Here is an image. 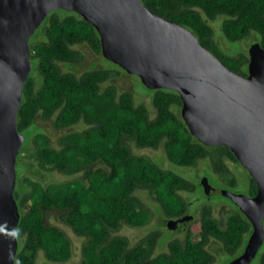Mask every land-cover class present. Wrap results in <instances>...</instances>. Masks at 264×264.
<instances>
[{
	"label": "trees",
	"instance_id": "trees-1",
	"mask_svg": "<svg viewBox=\"0 0 264 264\" xmlns=\"http://www.w3.org/2000/svg\"><path fill=\"white\" fill-rule=\"evenodd\" d=\"M140 2L152 13L187 28L200 46L238 74L246 73L247 54L229 56L221 52L208 22L221 16L220 31L229 42L256 34L255 41L264 51V0ZM38 28L28 40L31 69L21 86L15 128L23 136L38 118L49 122L55 136L42 133L43 145L33 146L37 148L34 161L19 158L21 147L15 158V167L19 161L26 169L18 176L17 190L13 189L18 211L13 264H35L39 251L46 262L64 263L70 259L69 239L48 222L49 216L84 238L80 264H213L215 257L207 250L211 240L230 258L228 262L238 256L251 226L237 208L227 211L222 206L219 214L223 218L219 220L213 217L211 205L202 204L193 222L196 240L191 239L192 231L188 230L183 240L168 241L166 251L161 253H155L160 237L157 230L132 246L126 238L111 235L122 226L139 228L147 223L148 209L133 195L135 190L147 191L163 216L173 219L188 212L180 193L196 189L194 182L161 169L144 156L131 154L128 143L139 149L161 145L167 161L179 167L192 168L207 160L210 171L219 179L229 176V168L238 162L226 146L205 147L189 134L179 116L180 99L175 92L151 91L154 117L150 118L146 107L134 105L128 91L104 85L112 77L109 70L61 72L58 62L81 61L76 46L100 54L95 29L78 15L54 10ZM77 124L83 128L69 130ZM40 164L73 178L39 184L25 176L34 175ZM230 178L227 183L233 187L234 178ZM248 193H255L251 179ZM257 264H264V253Z\"/></svg>",
	"mask_w": 264,
	"mask_h": 264
},
{
	"label": "water",
	"instance_id": "water-1",
	"mask_svg": "<svg viewBox=\"0 0 264 264\" xmlns=\"http://www.w3.org/2000/svg\"><path fill=\"white\" fill-rule=\"evenodd\" d=\"M75 13L95 29L100 55L148 90L180 99L179 116L205 147L226 146L255 184L253 197L199 185L206 196L226 197L250 223L240 255L249 264L264 239V51L247 49L245 75L226 68L184 26L147 10L140 0H0V264H13L18 211L13 198L15 158L23 136L15 119L21 86L31 69L28 40L47 14ZM189 215L170 223L184 225Z\"/></svg>",
	"mask_w": 264,
	"mask_h": 264
},
{
	"label": "rangeland",
	"instance_id": "rangeland-1",
	"mask_svg": "<svg viewBox=\"0 0 264 264\" xmlns=\"http://www.w3.org/2000/svg\"><path fill=\"white\" fill-rule=\"evenodd\" d=\"M221 20L222 17L217 16L213 21L208 22L213 29V39L218 45L220 51L229 56H235L239 53L247 54V49L249 48V46L252 43L256 42L255 39H257V35L251 33L249 36H247L241 41L229 42L225 40L221 34ZM38 30L39 28L35 30V35L37 34ZM76 48L80 51L82 55L81 61L76 64H65L58 62L57 66L59 67L61 72L79 74L88 69L109 70L112 73V77L104 85L113 86L117 91H128L132 95L134 105H143L144 107H146L149 117H154V109L151 105V91L146 89L141 84L139 78L136 75L125 73L116 65L106 61L100 54H95L91 52L86 46H76ZM30 74H32V71L30 72ZM32 76L34 80L38 83V78L36 77V74L33 73ZM33 97L35 98L36 94ZM33 126H31L28 131L23 134L24 139L21 145V148L23 150L19 153V158L22 160L34 161L36 159L35 150L37 148L33 146L35 145L37 147H40L43 145L42 136H44V134L51 133L52 137L55 136L54 132L51 131L49 122H43L40 119L35 118V120L33 121ZM82 128L83 126L81 124H77L71 127L69 130L79 131ZM29 135L31 136V141L28 140ZM128 145L131 154L144 156L161 169L172 171L196 184V189L193 193H180L181 197L189 203L188 214L191 216L192 221L197 219V208L202 204L211 205L213 217L219 220H222L223 218V215L219 214V211L222 206L226 207L227 211L235 210L236 208V206L232 204L226 197H222L216 194L205 197L203 194V189L199 185V182L202 178L206 179L207 184L210 188L224 190L232 194L243 195L247 198L246 194L248 189V175L240 167L239 164H234L229 168V172L231 174L228 177L219 179L210 171V164L207 160L199 162L195 167L192 168L179 167L167 161L161 145L155 149H139L136 148L132 143H128ZM22 163H19V161L16 162L14 190H17L18 188V176L24 172L23 170L26 169V165ZM95 167L98 166L96 165ZM25 176L34 182L37 181L39 184H48L50 182H63L71 180L73 178L52 171L51 167L45 164H40V166L36 167L34 170V175L26 174ZM230 177L234 178L233 187H230L227 183V181L231 179ZM133 195L137 197L141 201V203L148 209L149 218L147 220V223L139 228H130L127 226H122L117 232L111 233V235H117L126 238L129 246H132L150 231L157 230L160 232V237L155 248V253H161L166 251V244L171 239H184L186 235L185 233L187 232L185 229V231L179 233H173L167 229L165 224L166 218L163 216L157 204L151 199L147 191L135 190ZM48 222L51 225H54L61 229L66 235V237L69 239L71 251L70 259L64 263L46 262L43 258L42 253L39 251L36 255L35 264H80V248L84 241V238L75 236L68 227L59 223L53 216L48 217ZM195 226V223H192L190 225V229L192 231L190 237L192 240H196L197 238V229L195 228ZM207 250L215 257V261L213 264H227L228 260L230 259L222 253L219 244H217L213 240H211L207 245ZM261 253H264V239L256 255L249 264H257L258 257Z\"/></svg>",
	"mask_w": 264,
	"mask_h": 264
},
{
	"label": "flooded vegetation",
	"instance_id": "flooded-vegetation-1",
	"mask_svg": "<svg viewBox=\"0 0 264 264\" xmlns=\"http://www.w3.org/2000/svg\"><path fill=\"white\" fill-rule=\"evenodd\" d=\"M241 167V166H240ZM242 168V167H241ZM243 169V168H242ZM244 170V169H243ZM245 171V170H244ZM246 172V171H245ZM247 173V172H246ZM247 175H248V173H247ZM225 177H228V175H226ZM198 178V177H197ZM200 179V178H199ZM250 177H249V175H248V188H249V186H250ZM252 180V179H251ZM253 182V181H252ZM211 189H213V188H211ZM213 190H217V189H213ZM255 192H256V187H255ZM212 195H215V193H212ZM217 195V194H216ZM255 195V193L253 194V195H250L249 193H248V189H247V194H246V196L247 197H253ZM205 197H208V196H206V195H204ZM187 203V211H189V208H188V206H189V203L188 202H186ZM232 203V202H231ZM233 204V203H232ZM202 205H200L198 208H197V212H198V215H199V208L201 207ZM187 215H189L188 214V212L185 214V215H183V216H181V217H178V218H173V219H167L166 218V220H165V224H166V227H167V229L168 230H170L171 232H173V233H176V232H183V231H188V230H190L191 231V229H190V225L195 221V220H190L191 222H187V223H185L184 225H178L179 227H176V228H171V227H174V226H171L170 225V223H172V222H174V221H176V220H180L182 217H184V216H187ZM190 216V215H189ZM198 217V216H197ZM190 218H191V216H190ZM171 226V227H170ZM185 229V230H184ZM187 233V232H186ZM185 233V234H186ZM249 236V235H248ZM248 238V237H247ZM247 240V239H246ZM245 244H246V242H245ZM245 244H244V246H245ZM244 248V247H243ZM243 251V250H242ZM242 253V252H241ZM240 253V254H241ZM239 254V255H240ZM237 257V256H236Z\"/></svg>",
	"mask_w": 264,
	"mask_h": 264
}]
</instances>
